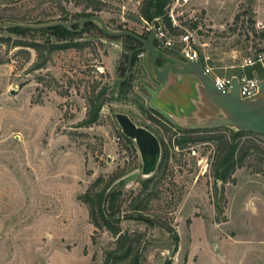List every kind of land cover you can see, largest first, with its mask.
Listing matches in <instances>:
<instances>
[{"label": "rangeland", "instance_id": "obj_1", "mask_svg": "<svg viewBox=\"0 0 264 264\" xmlns=\"http://www.w3.org/2000/svg\"><path fill=\"white\" fill-rule=\"evenodd\" d=\"M94 1L0 0V12L50 20L63 8L71 17L92 11V4L112 29L144 34L161 26L175 49L191 46L220 75L242 74L257 57L264 66V0H190L176 8L174 30L163 16L144 18L145 0ZM186 34L190 43L183 41ZM84 37L101 40L46 50L40 58L34 45H71L78 37L0 30V264H104L116 238L92 223L84 200L98 179L94 190L111 179V186L124 181L118 223L122 232L139 235L143 264H264V135L233 140L228 127L186 132L153 113L145 86L157 90L160 83L142 53L134 56L120 97L109 91L91 121L92 89L123 77L127 52L137 43L105 36L96 24ZM117 112L161 141V161L145 190L140 153ZM230 142L238 144L236 157L247 155L226 178H217ZM146 197L143 213L153 225L129 216Z\"/></svg>", "mask_w": 264, "mask_h": 264}, {"label": "water", "instance_id": "obj_2", "mask_svg": "<svg viewBox=\"0 0 264 264\" xmlns=\"http://www.w3.org/2000/svg\"><path fill=\"white\" fill-rule=\"evenodd\" d=\"M88 22L97 23L105 36L132 37L141 44L127 52L128 64L123 77H118L111 83L117 96L120 95L122 85L129 78L134 55L146 51L150 55L154 75L160 83L157 90L145 86L152 94L150 104L173 124L183 129L228 127L235 131L247 130L264 135V77L254 71L258 90L253 95L243 97L238 76L233 77L231 90L224 91L204 71L200 59H188L179 50L168 48L176 57L172 56V61L160 66L156 44L163 46L164 41L157 36L154 29L146 36L130 29H112L101 15L95 14L45 23L4 21L0 23V30L9 27L39 30L56 26L72 29L73 26L78 25L76 31L82 32ZM88 38L101 40L97 37ZM172 80L174 85L171 83ZM170 88H172L171 97H162L161 93ZM115 117L125 135L136 143L142 159L141 173L144 180L152 177L162 157L159 137L148 127L136 123L127 113L117 112Z\"/></svg>", "mask_w": 264, "mask_h": 264}, {"label": "trees", "instance_id": "obj_3", "mask_svg": "<svg viewBox=\"0 0 264 264\" xmlns=\"http://www.w3.org/2000/svg\"><path fill=\"white\" fill-rule=\"evenodd\" d=\"M92 3H95L94 0H91ZM170 3V0H145V6L142 10V15L147 20H152L156 17L163 16L166 20L167 25L174 30L175 27L172 24V21L170 17L166 14V6ZM92 4L88 5L87 8H91L92 11H86L85 9L82 12L76 13L73 16L69 17V13L63 8V14L59 18L50 19V20H41L37 18H29L26 16H15V15H3L0 12V23L4 21H17V22H26V23H45V22H52V21H58V20H71V19H78L81 17H87L91 15L97 14L96 12L99 11L98 7H91ZM96 24L98 27L99 25L95 22H88L86 23L85 29L82 32L76 31L78 29V25H75L72 27V29H66L62 26H56L46 29H26V28H19V27H9L6 30L10 32H40V33H49L52 31L62 32L69 36H76L78 37V41L72 43L71 45H57V44H50V45H34V48L38 49L40 52V58H44V52L47 50L48 52H53L57 49H66L70 47H82L87 42H91L92 39H89L88 37H84V33L89 31L90 26ZM133 40H135L132 37H129ZM137 43V40H135ZM136 45H132L130 50L134 48ZM134 59V58H133ZM257 57L255 60L256 62L253 65H246L244 67V72L247 73L249 76L254 75V71H257L261 77H264V66L262 65V62L258 60ZM126 70V68H125ZM125 73V71H124ZM231 74H237V70L233 72L227 73V75ZM223 75V74H222ZM130 81L127 80L123 85L129 84ZM113 92V95L115 97H120L122 93L119 96L116 95L114 90L111 87L110 83H105L100 90L97 89L95 86L92 89V94L90 95L89 103H90V111H89V118L91 121H95L99 113L101 111V108L107 99L106 96L109 91ZM151 111L159 116L164 117L167 121L171 122L168 118H166L163 114H161L156 109L152 108ZM172 123V122H171ZM180 128V127H179ZM183 129V128H182ZM186 132L193 131V129H187ZM234 136L233 140H236L238 136L241 135H247V134H257L261 135L259 133H256L254 131H232ZM189 137H184L183 141H189ZM237 143L230 142L228 144V149L225 153H223L220 156L218 167L216 169V176L217 178H226L229 173H232L234 168L237 166H240L243 164L244 158L247 155V150L244 151V153L236 157V150H237ZM152 177L145 179L143 182V188L144 190L149 188V183ZM114 179H111L110 182L104 185L99 190H94L93 187L98 185L101 181V179L96 180L94 183L95 185L87 191V193L84 195L85 202L89 205L90 210V218L92 220V223L97 228H105L108 231H110L115 236V247L108 249L105 253V261L104 264H143L142 263V257L140 252V239L139 235L129 233L127 231L122 232L121 226L119 225V219H120V204L119 199L121 195L123 194L122 186L124 185V181L120 180L115 185L111 186ZM151 195L153 196V193H149L148 196L151 198ZM148 197L144 200H138L136 203L135 210L138 212L136 216L129 215L130 218H137L140 220H144L148 222L149 224L153 225L155 224V221L151 219L150 217L144 215L143 210L145 209V206L148 204ZM176 242L179 241V236H175ZM165 264H171L169 260L166 261Z\"/></svg>", "mask_w": 264, "mask_h": 264}, {"label": "built area", "instance_id": "obj_4", "mask_svg": "<svg viewBox=\"0 0 264 264\" xmlns=\"http://www.w3.org/2000/svg\"><path fill=\"white\" fill-rule=\"evenodd\" d=\"M190 0H172L169 5L168 16L170 17L172 24H177V17L175 15L176 8L183 7L188 4ZM155 30L157 36L164 41V46H173V41L169 40L166 36L164 29L161 26L154 25L151 28H148V32ZM191 39H193L192 35L186 34L183 37V41L186 43H190ZM182 54L185 55L186 58L196 60L200 59L204 68V71L209 74L214 80L215 84L224 91H230L232 88L233 77L236 75L239 79L240 91L243 97H247L253 95L258 90L257 79L253 76H249L247 73L243 72L242 74H231V75H220L216 72L215 68L209 63V57L203 56L199 54L196 49H193L191 46L185 47L183 49H177ZM262 62L261 59H258ZM256 60H250L246 65H253ZM244 65V67L246 66ZM243 67V68H244Z\"/></svg>", "mask_w": 264, "mask_h": 264}, {"label": "flooded vegetation", "instance_id": "obj_5", "mask_svg": "<svg viewBox=\"0 0 264 264\" xmlns=\"http://www.w3.org/2000/svg\"><path fill=\"white\" fill-rule=\"evenodd\" d=\"M150 32H147V33H144V34H141L142 36H146V35H148ZM141 44L137 41V44H136V46L134 47V48H136V47H138V46H140ZM156 46L158 47V52H159V58H158V65H160V66H162V65H164L166 62H169V61H172V56H174V57H176V55L171 51V50H169L168 48H172V49H175L174 47H171V46H162V45H160L159 43H157L156 44ZM134 48H132V49H134ZM131 49V50H132ZM165 53V55L166 56H164L163 55V53H162V51ZM177 50V49H176ZM130 51V50H129ZM143 54V55H147L148 56V58H149V60H150V63H151V59H150V55L148 54V52H146V51H143V52H140V53H138V54H136V55H134V56H138V55H140V54ZM134 58V57H133ZM127 64H128V58H127ZM132 66H133V62H132ZM152 67V66H151ZM132 68V67H131ZM153 70V69H152ZM154 73V72H153ZM130 74H131V72H130ZM130 79H131V76L129 75V78H128V80L130 81ZM158 80V79H157ZM149 91V90H148Z\"/></svg>", "mask_w": 264, "mask_h": 264}]
</instances>
